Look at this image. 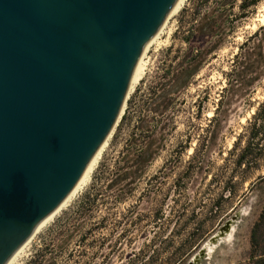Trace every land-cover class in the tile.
I'll return each mask as SVG.
<instances>
[{"label": "rangeland", "instance_id": "rangeland-1", "mask_svg": "<svg viewBox=\"0 0 264 264\" xmlns=\"http://www.w3.org/2000/svg\"><path fill=\"white\" fill-rule=\"evenodd\" d=\"M198 1L187 0L168 21L167 41L164 35L148 48L141 80L88 184L32 238L19 264L38 254L42 264H249L264 183L242 180L227 160L264 100V78L220 99L241 45L264 28V0L243 12L237 0L233 29L212 52L210 45L184 40L203 15L219 14L214 2L197 7ZM195 51L203 53L193 64L197 73L184 85L171 83ZM147 152L154 154L146 158ZM227 223L229 231L211 242Z\"/></svg>", "mask_w": 264, "mask_h": 264}, {"label": "water", "instance_id": "water-1", "mask_svg": "<svg viewBox=\"0 0 264 264\" xmlns=\"http://www.w3.org/2000/svg\"><path fill=\"white\" fill-rule=\"evenodd\" d=\"M176 1L0 0V264L113 131L143 49Z\"/></svg>", "mask_w": 264, "mask_h": 264}, {"label": "trees", "instance_id": "trees-1", "mask_svg": "<svg viewBox=\"0 0 264 264\" xmlns=\"http://www.w3.org/2000/svg\"><path fill=\"white\" fill-rule=\"evenodd\" d=\"M237 0H199L197 7H204L214 2L219 8V14L208 12L203 15L200 23L195 28L188 29L187 43L196 40L199 44L210 45L211 52L216 50L223 41L226 32H231L235 15L232 8ZM257 0H242L238 9L243 12L250 6H255ZM195 9L193 15L199 14ZM223 24H226L228 31H225ZM208 39V42L206 40ZM264 28H260L241 45L239 53L234 57L229 73L225 75L227 83L221 92V99L224 95H233L237 92H247L254 83L264 78ZM191 53V52H190ZM203 56L201 51H195V55L189 60V66L184 69L178 66L175 73H172V82L177 85H184V80L195 75L197 70L194 65ZM194 64V65H193ZM154 153H146V158H151ZM127 164L126 161H124ZM227 165L232 166V172L243 179L255 178L256 183H264V100L258 104L246 129L241 133L233 144L229 153ZM127 168V165H125ZM250 173V175H249ZM129 174L124 173L125 179ZM257 175V176H256ZM256 176V177H255ZM88 201V198H86ZM143 255V254H140ZM139 255H135V259ZM43 255L34 256L28 264H42ZM131 261L130 264H136ZM140 264V263H139ZM249 264H264V201L257 220L253 224L249 235Z\"/></svg>", "mask_w": 264, "mask_h": 264}, {"label": "bare ground", "instance_id": "bare-ground-1", "mask_svg": "<svg viewBox=\"0 0 264 264\" xmlns=\"http://www.w3.org/2000/svg\"><path fill=\"white\" fill-rule=\"evenodd\" d=\"M187 0H177L175 5L173 6V8L171 9V11L169 12V14L167 15V17L165 18L163 24L161 25V27L158 29V31L156 32V34L147 42V44L145 45L143 52L137 62V65L133 71L132 77H131V81L129 84V88H128V92H127V96L132 92V90L134 89V87L138 84V82L141 80L142 77V71L144 70V66H145V53L147 52L148 48L160 43L159 40L166 35V39L163 41H167L169 35H170V29L166 30V26L168 24V21L172 18H174L177 13L181 10V8L183 7L184 3ZM112 132L110 133V135L105 139V141L102 143V145L99 147V149L97 150V152L95 153V155L92 157V159L89 161L87 167L85 168L83 174L81 175L80 179L78 180V182L75 184V186L73 187V189L71 190V192L66 196V198L59 204V206L53 211L51 212L33 231L32 235L29 237V239L24 242L21 247L13 254V256L9 259V261L6 264H19L20 260L22 259V257L24 256L27 248L29 247V244L32 240V238L42 229H44L45 227H47L50 222L58 215V213H60L62 210H64L76 197L77 195H79L81 193V191L84 189V187L88 184L90 176L93 172V170L95 169L101 153L103 152V150L105 149V147L107 146V143L111 137ZM229 227L230 224L227 223L226 225H224L221 230L219 231V233L217 234L216 237H213L211 239V242H214L217 239H221V237L223 235H225L228 231H229Z\"/></svg>", "mask_w": 264, "mask_h": 264}]
</instances>
